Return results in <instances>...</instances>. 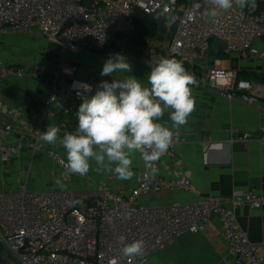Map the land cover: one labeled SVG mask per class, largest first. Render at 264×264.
<instances>
[{
  "label": "built area",
  "instance_id": "built-area-1",
  "mask_svg": "<svg viewBox=\"0 0 264 264\" xmlns=\"http://www.w3.org/2000/svg\"><path fill=\"white\" fill-rule=\"evenodd\" d=\"M210 7L208 0H0V35L31 34L38 30L58 47L61 59L55 72L45 73L40 65L31 68L35 76L51 85L44 101L47 114L59 100H81L77 93L83 92V85H91L94 90L99 83L94 76L84 81L69 80L77 67L64 59L66 52L80 51L92 56L115 37L121 42L118 51L124 55L135 31V10L154 15L167 9L177 17L175 22H167L175 26L170 44L164 50L157 49L148 43L147 34V43L137 47V62L150 70L151 60L179 59L188 64L185 68L195 77L194 88L214 89L227 100L237 93L257 98L262 114L260 131L264 133V83L241 79L236 69L212 66L202 75L193 69L196 60L209 49L211 40L219 42L227 54H237L245 60L259 57L264 52V0H255L243 9L234 6L219 11L215 18L206 14ZM25 73L23 68L0 67V79L5 75L21 78ZM47 127L43 119L33 133L17 132L14 144L0 140L2 161L23 148L43 151L60 166L64 180H88L87 174L64 177L66 159L48 150L46 142L39 139L40 132ZM10 131L11 126L6 125L1 132ZM252 139L250 134H244L231 141L246 144ZM181 141L175 134L171 146ZM192 189L189 178H165L157 172L152 175L143 163L133 184L119 190H35L21 182L12 190L0 189V242L17 264H144L154 251L164 249L183 233L203 230L209 219L217 217L233 264H264L261 248L239 228L234 213L241 206L264 208L263 193L235 190L226 199L201 197L191 203L141 201L152 192ZM120 236L126 238L124 243L144 240L145 255L135 259L124 257Z\"/></svg>",
  "mask_w": 264,
  "mask_h": 264
},
{
  "label": "crops",
  "instance_id": "crops-1",
  "mask_svg": "<svg viewBox=\"0 0 264 264\" xmlns=\"http://www.w3.org/2000/svg\"><path fill=\"white\" fill-rule=\"evenodd\" d=\"M171 26L166 22L162 28L149 34L148 43L157 49H166L174 33ZM3 37L10 40L17 37L16 46L23 48L22 51L25 53L23 56L7 55L5 46H0V67L23 68L26 73L21 78L5 75L0 79V140L14 144L17 132L33 133L43 119L47 121L48 126L59 127L61 136L66 132H75L78 124L76 113L82 101L72 97L59 100L52 104L50 113L45 114L44 101L51 91V85L31 72L33 65H40L45 73L55 72L61 59L60 52L58 54L55 52L54 47L57 46L42 36L38 30L31 34H1L0 38ZM105 47L92 56L80 51L66 52L63 55L64 59L77 67L73 75L69 76V80L84 81L94 76L99 82L101 80L110 82L115 78L102 77L100 72L104 61L111 54L119 53L121 42L118 38L112 37ZM113 47L117 48L116 52L111 49ZM137 47L129 44L123 55L132 65L131 73L114 75H132L146 84L150 70L137 62ZM34 48L36 53L29 56V51ZM212 66L236 69L239 78L258 83L261 81L249 76L248 73L264 72V52L259 57L245 60L237 54L225 53L219 42L211 40L209 49L204 56L196 60L193 69L202 75ZM95 90L96 88L92 94ZM193 95L196 100L194 111L185 125L173 130L183 141L170 146L159 159L157 171L159 176L165 178L187 177L191 180L193 189L190 192H152L142 197L141 201L167 204L191 203L201 197L226 199L235 190H255L264 194V133L260 131L262 119L260 101L243 93H237L232 100H227L220 97L214 89L208 88L193 87ZM161 122L171 126L167 112ZM6 125H10L13 131L2 133ZM244 134H250L253 139L246 144L242 141H231V138L235 139ZM45 146L66 159V151L59 143L55 145L46 143ZM141 168L142 161L137 156L133 163V171L136 173ZM95 169L96 165L93 162L87 173L88 180L77 178L64 180L60 166L48 153L23 148L19 154L9 157L7 161H2L0 156V189L12 190L21 182H25L29 189L35 190L51 188L119 190L133 184L134 177L120 180L114 173L97 172ZM57 179L62 180L64 188L55 184ZM234 213L239 228L264 254V208L241 206ZM144 264H233V257L228 242L221 234L219 219L212 217L203 230L179 235L172 244L151 253Z\"/></svg>",
  "mask_w": 264,
  "mask_h": 264
},
{
  "label": "clouds",
  "instance_id": "clouds-1",
  "mask_svg": "<svg viewBox=\"0 0 264 264\" xmlns=\"http://www.w3.org/2000/svg\"><path fill=\"white\" fill-rule=\"evenodd\" d=\"M208 3L211 7L206 14L215 18L219 11L234 6L243 9L255 0H208ZM156 18H164L168 23L177 19L167 9ZM149 64L145 84L132 75H114L131 73L132 65L122 54L110 55L100 75L115 78L111 82L101 80L94 94L87 84L83 85V92L77 93L82 102L76 113L75 132L61 136V129L53 125L40 132V140L52 145L59 143L65 149V178L72 174L86 175L94 162L97 172L114 173L117 179L129 180L136 175L133 163L137 156L152 175L156 174L155 163L172 145L173 130L185 125L195 109L196 81L177 59L161 57ZM166 112L171 126L161 122ZM55 184L65 187L61 179ZM125 239L119 237L124 257L135 259L145 255L144 240L124 243Z\"/></svg>",
  "mask_w": 264,
  "mask_h": 264
},
{
  "label": "trees",
  "instance_id": "trees-1",
  "mask_svg": "<svg viewBox=\"0 0 264 264\" xmlns=\"http://www.w3.org/2000/svg\"><path fill=\"white\" fill-rule=\"evenodd\" d=\"M179 1H183V0H179ZM159 13L161 12H158L157 14H154V15H149V14L143 13L139 9L135 10L136 26H135V31L133 33V36L129 39L130 45L140 46V45L147 43L146 35L154 33L156 29L163 27V25L166 23V20L164 18L157 19L156 17ZM171 28L175 30V26H171ZM111 49H113L114 52L117 51L116 47H113ZM181 62L183 63L184 67H188V64L184 63L183 61ZM248 75L254 76L255 78L259 79L261 82H264V72H261V73L249 72Z\"/></svg>",
  "mask_w": 264,
  "mask_h": 264
},
{
  "label": "rangeland",
  "instance_id": "rangeland-1",
  "mask_svg": "<svg viewBox=\"0 0 264 264\" xmlns=\"http://www.w3.org/2000/svg\"><path fill=\"white\" fill-rule=\"evenodd\" d=\"M0 41L2 42V44H0V46H3V45L5 46V49H6V52L5 53L7 55H12V56H23L24 55V53H25V52H23L24 49L23 48L21 49V48H19V46H16V42L15 41H17V37H14L12 40L3 37V38H0ZM44 41H41V42H44ZM45 43L47 44L46 41H45ZM54 48H55V52L58 54L59 50H57V47H54ZM35 53H36V48H34L31 51H29V54L28 55L29 56H33ZM221 59L224 60L223 57ZM0 63H1V61H0ZM229 63H230V61H229Z\"/></svg>",
  "mask_w": 264,
  "mask_h": 264
},
{
  "label": "water",
  "instance_id": "water-1",
  "mask_svg": "<svg viewBox=\"0 0 264 264\" xmlns=\"http://www.w3.org/2000/svg\"><path fill=\"white\" fill-rule=\"evenodd\" d=\"M0 264H17L15 259L11 256L8 250L0 242Z\"/></svg>",
  "mask_w": 264,
  "mask_h": 264
}]
</instances>
